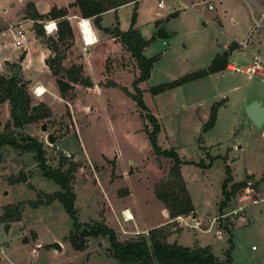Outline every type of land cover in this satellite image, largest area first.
Masks as SVG:
<instances>
[{
  "label": "rangeland",
  "instance_id": "1",
  "mask_svg": "<svg viewBox=\"0 0 264 264\" xmlns=\"http://www.w3.org/2000/svg\"><path fill=\"white\" fill-rule=\"evenodd\" d=\"M26 1L0 0V66L2 57L12 59L23 76L33 82L42 81L46 91L41 98L51 112L14 131L16 136L24 132L41 141L46 164L57 166L61 156L64 158L61 168L69 160L77 163L71 187L78 219L102 217L120 240L147 234L148 228L161 226L168 241L188 246L207 245L221 264H264L261 200L264 197V177H261L264 176V122L256 126L246 115L244 105L248 97L264 103V78L248 79L244 73L225 70L208 75L204 79L206 85L202 86L204 90L196 83L173 86L154 94L148 90L151 85L205 66L222 43L248 38L245 47H234L228 56L229 61L242 65L240 68L244 71L251 61L248 50L258 44L257 40H264V15H260V10L249 0H163L162 8L156 6L157 0H137L101 15V25L115 23L125 29L134 11L133 26L145 38L153 34L143 53L151 55L168 48L158 60L163 66L169 64L165 66L168 71L156 68L149 78L138 83L146 111L154 114L160 123L157 143L161 147H173L181 158L207 161L208 155L212 156L206 167L181 164L193 211L169 217L163 203L155 197L153 186L165 178L171 160L154 154L147 138L149 122L144 110L118 85L102 84L106 79H113L131 91L130 81L137 74L133 58L116 37L94 24L97 42L84 45L76 22L85 18L79 15L76 6H68L72 36L57 43L58 51L63 53L61 63L80 62L91 84L74 83L61 97L55 76L43 60L46 45L42 40L45 39L40 38L44 46L32 33L31 19L22 15ZM32 1L37 11L45 12L51 5H66L71 0ZM190 2L197 6L188 7ZM207 3L213 8H207ZM198 8H202L201 12ZM173 11L176 13L168 15ZM157 21L162 22L170 35L156 36ZM255 21L261 25L255 26ZM7 22L24 29L21 46L14 44ZM41 22L45 35L55 36V30L48 32L44 27L51 22L55 26V22L49 18ZM211 22L218 25V33ZM161 40L166 43L162 44ZM257 52L264 62V50ZM25 82L31 97L34 93L28 81ZM222 97L225 100L217 108L213 126L202 131L201 123L206 117L201 116L205 109L208 111L210 103ZM36 101V97H31V103ZM7 118L6 101L0 106V127ZM42 122L44 129L40 127ZM47 132L55 135L53 141L47 140ZM223 155L232 180H239L250 172L249 181L258 182L256 186L238 190L219 210V200L223 197L220 191ZM17 171L24 174L25 180L9 183L8 177L15 176ZM57 188L55 182L41 175L33 151H21L7 144L0 148V213L4 204L33 198L39 189ZM120 203V209L127 207L132 215L124 218L119 211L121 225L114 214ZM238 206L240 209L233 213ZM70 223V216L57 200L36 207L23 202L20 218H0V264H119L109 256L105 236H88L83 249L72 248L65 239ZM228 236L230 260H225ZM55 240L59 248L49 245Z\"/></svg>",
  "mask_w": 264,
  "mask_h": 264
},
{
  "label": "trees",
  "instance_id": "2",
  "mask_svg": "<svg viewBox=\"0 0 264 264\" xmlns=\"http://www.w3.org/2000/svg\"><path fill=\"white\" fill-rule=\"evenodd\" d=\"M128 1L137 0H71L66 5H51L45 12L37 11L32 0L24 3L23 15L32 20L31 28L34 34L42 40L51 51L49 55L43 58L45 64L55 76L54 80L60 96H64L66 91L73 88L74 83L83 85L91 84L89 77L83 73L80 62H71L63 65L61 60L63 53L58 51L57 43L68 40L72 36V29L67 17V8L70 5L76 6L79 15L82 18L89 17L97 28L116 37L119 43L129 52L137 68V74L131 79L132 90H128L124 85L117 84L113 79H106L104 85H118L127 95H129L136 105L144 110V115L149 122L146 127L147 138L156 156H165L171 160L167 168L165 178L154 183L153 193L167 209L169 217H175L180 214H189L193 211V205L190 195L185 186L181 174L180 166L183 163H194L200 167H206L210 164L211 155L207 161L202 158L198 160L181 158L173 147H161L157 143V133L160 130V123L156 116L147 110L142 99L141 88L138 83L149 76L150 68L160 52L146 56L142 50L149 43L150 37H143L137 27L133 26L134 11L131 13L129 25L122 29L117 24L104 26L100 24L101 14L107 9H113ZM176 11L169 12L168 15L175 14ZM116 18V15H114ZM43 18L53 19L55 21V36L45 35L41 26ZM88 19V18H87ZM159 25L162 22H155ZM240 46L238 42L231 40L221 50L215 51L209 62L200 68L183 73L170 80L160 82L148 87L150 93L154 94L166 88L177 86L186 81L203 76L210 72H215L226 67L228 56L231 50ZM12 67L17 63L12 61L8 63ZM9 75V74H8ZM0 74V102L7 100L9 118L5 119L0 129V148L7 144L21 151H33V157L39 168L41 175L51 179L58 185L57 189L52 191L36 190L35 197L26 200H20L16 203H7L3 205L0 213L1 219H18L21 214V205L26 202L29 206L36 207L39 204H49L57 200L71 219L70 227L65 235V239L74 249H83L86 245L87 237L98 235L105 236L107 240V250L110 257L114 258L119 264H221L207 245L196 244L193 246L183 245L176 241H168L161 226H153L147 229V234L140 233L136 236L120 240L115 230L107 225L104 219L79 220L76 209L73 205L75 193L71 187L73 171L77 165L75 161L69 160L64 168L63 157H59L58 165L53 167L45 163L44 149L42 143L36 137L20 133L15 135L14 129H19L28 122L48 116L51 112L49 106L42 100L31 103V97L25 88V80L20 75L9 77ZM23 82V84H21ZM222 97L213 100L208 109L206 119L201 123V130L205 131L212 127L216 111L220 104L224 102ZM219 155V154H217ZM224 162V176L220 182V191L223 195L219 200L220 208L235 194L238 190L246 186H256L258 180L250 182L251 173H245L239 180H232L229 165L226 162V156H222ZM264 177V176H261ZM262 179V178H261ZM19 180H25L24 174L17 171L15 176H9L7 181L14 183ZM221 213V212H218ZM229 234V228L225 225ZM227 248L225 250V260L229 259V249L231 247L230 237L227 238Z\"/></svg>",
  "mask_w": 264,
  "mask_h": 264
},
{
  "label": "crops",
  "instance_id": "3",
  "mask_svg": "<svg viewBox=\"0 0 264 264\" xmlns=\"http://www.w3.org/2000/svg\"><path fill=\"white\" fill-rule=\"evenodd\" d=\"M197 1H199V0H197ZM196 1V2H197ZM193 2V1H192ZM249 2H251V4L252 5H254L255 7H256V9H258V10H260V15H262L261 14V10H262V8L264 7V0H249ZM208 4V3H207ZM195 6H197L196 5V3H194V4H192L191 2H190V4L188 5V7H190V8H192V7H195ZM118 7V6H117ZM116 7V8H117ZM206 7H207V5H206ZM115 8V9H116ZM208 8V7H207ZM213 7L211 6L209 9H212ZM108 10H113L112 8L111 9H107V10H105V11H108ZM201 10H202V8H198L197 9V11L198 12H201ZM104 11V12H105ZM103 14V13H102ZM101 14V15H102ZM22 15H23V8H22ZM263 16V15H262ZM23 17L24 18H27V17H25L24 15H23ZM88 18V20H89V17H87ZM30 19V18H29ZM46 20V19H45ZM48 20V19H47ZM51 20H53V19H49V21H51ZM54 21V20H53ZM55 22V21H54ZM10 22H7V25H6V27H8V24H9ZM31 23H32V20H31ZM53 23V22H52ZM77 23V26H78V29H79V25H78V22H76ZM212 23V22H211ZM212 28L213 29H215V31L218 33L219 32V27H218V25H216V24H213L212 23ZM31 30H32V28H31ZM79 32H80V29H79ZM168 32V35H170V32L169 31H167ZM32 33H33V35H34V37L41 43V44H43V42H41L40 41V39H39V37H37L35 34H34V32H33V30H32ZM80 35H81V33H80ZM167 35V36H168ZM240 41H244V46H239V47H245V45H246V42L248 41V38H245V39H242V40H240ZM251 41V40H250ZM258 41V44H254V48H253V46H251V48H252V50H248L249 52H250V55L252 54V53H255V51L257 52V50H264V40L261 42L260 40H257ZM229 42V41H228ZM83 43V42H82ZM161 43L163 44V43H166L165 42V40H161ZM88 44H90V43H88ZM88 44H86V45H88ZM226 44L227 43H222V45H221V48L220 49H216L215 51H219V50H221V49H223L225 46H226ZM44 45V44H43ZM0 46H1V42H0ZM45 46V45H44ZM46 47V46H45ZM168 50V48H165L164 49V51H160V55H159V57L155 60V61H153V63H152V66H151V68H150V72H149V76L147 77V78H149L150 77V75L153 73V71L157 68V70H160L161 72H163V71H165V72H167L168 71V69H166L165 68V66L166 67H169V64L168 63H165V66H163L162 64H158V60L161 58V56L163 55V53L164 52H166ZM234 50V49H233ZM233 50L231 51V53L230 54H232L233 53ZM215 51H213L212 52V56H213V53L215 52ZM253 51V52H252ZM49 52V50L47 49V47H46V54L44 55V57L45 56H47V53ZM142 52H144V49L142 50ZM144 54V53H143ZM256 54H258V52L256 53ZM145 55V54H144ZM152 55V54H151ZM259 55V54H258ZM146 56H149V55H146ZM211 56V55H210ZM260 56V55H259ZM43 57V58H44ZM210 60V59H209ZM13 60L12 59H7L6 57H2V59H1V66H0V74H3V75H8L9 73H10V71H11V69L12 68H9V65H8V63H10V62H12ZM231 64H233V65H235V66H239V67H242V65H239L238 63H236V62H234V61H229V59H227V64H226V67L225 68H223V69H221V70H218V71H215V72H210V73H208V74H205V75H203V76H200V77H197V78H194V79H192V80H189V81H186V82H184V83H182V84H179V85H177L178 87H181L182 85H186V84H188V83H196L197 85H200V89L201 90H204L205 88L204 87H202V86H204V85H206V80H204V79H206L207 77H208V75H212V74H217V73H222V71H225V70H227V71H230V72H232V71H236V72H240V73H244L245 75H246V77L248 78V79H250V78H253V77H258V76H260V77H263L264 78V74L261 72V70L260 69H257V70H255L254 71V74L252 73V74H248V73H246L245 71H243V70H235V69H230L229 67H231L232 65ZM247 65V64H246ZM262 73V74H261ZM18 75H20V77L22 78V79H24V80H27L28 82H27V84H28V87H29V89H33L35 86H36V88L38 87V86H42L44 89H45V91H46V85L42 82V81H40V80H36L35 82H33V81H31L29 78H27V77H25V76H23L22 74H21V72H20V69H19V72H18ZM146 78V79H147ZM205 82V83H204ZM176 86V87H177ZM234 86V85H233ZM236 86V85H235ZM234 86V87H235ZM230 88V87H229ZM45 91L43 92V94L45 93ZM43 94H41L40 96H37L35 93H34V95H31V97H36L38 100H42V98H41V96L43 95ZM228 98V97H227ZM256 99V98H255ZM251 99L248 97V99L247 100H244V105L248 102V101H250ZM257 100V99H256ZM6 101L7 100H5V102H0V106L2 105V104H5L6 103ZM43 101V100H42ZM45 102V101H44ZM261 104L263 103V101L262 100H260L259 101ZM223 104V103H222ZM244 105H243V107H244ZM245 112H246V110H245ZM207 113H208V111L205 109V112L203 113V115L201 116V117H206L207 116ZM216 115H217V111H216ZM246 115H247V113H246ZM202 122H203V120H202ZM264 122V121H263ZM262 122V123H263ZM2 124V123H1ZM1 128V127H0ZM250 173V172H249ZM121 204L122 203H120L117 207H116V209L114 210V214H115V217L118 219V222L120 223V225L122 224V221L119 219V211H123L124 209V212L128 209L127 207H123V208H121L120 209V207H121ZM117 208H118V211H117ZM123 209V210H122ZM129 210V209H128ZM105 214V213H104ZM126 216V215H125ZM131 217H132V215H131ZM130 217H128V219H129Z\"/></svg>",
  "mask_w": 264,
  "mask_h": 264
},
{
  "label": "built area",
  "instance_id": "4",
  "mask_svg": "<svg viewBox=\"0 0 264 264\" xmlns=\"http://www.w3.org/2000/svg\"><path fill=\"white\" fill-rule=\"evenodd\" d=\"M156 6L158 8H162L164 7V2L163 0H157L156 2ZM212 5L210 3L207 4V7L210 8ZM261 14L264 15V7L262 8L261 10ZM258 25H261L258 21H255V26H258ZM8 28L11 32V35L13 37V41H14V44L15 45H18V46H21L24 39H25V31L23 28H21L20 26L16 25V24H11L9 23L8 24ZM56 26H54L53 30H55ZM81 38H82V42L84 45L88 44L85 42V40L83 39L82 35H81ZM238 44L240 46H244V41H238ZM232 69H235V70H238V69H241L240 67L238 66H235V65H232L231 66ZM255 69H260L261 72L264 74V62L263 60L261 59V57L254 53V54H251V61L248 65H246L244 71L248 72V74H252L254 72ZM242 70V69H241ZM35 90H36V86L32 89L33 93H35ZM263 204H264V197L261 198ZM241 206H238L236 209H233V213H236L238 209H240ZM122 213L124 214V218H128L125 216V213H124V210L122 211Z\"/></svg>",
  "mask_w": 264,
  "mask_h": 264
},
{
  "label": "water",
  "instance_id": "5",
  "mask_svg": "<svg viewBox=\"0 0 264 264\" xmlns=\"http://www.w3.org/2000/svg\"><path fill=\"white\" fill-rule=\"evenodd\" d=\"M155 32H156V36L158 37H163V36L168 35V32L164 29V26L162 23L156 27ZM18 72H19V65L17 64L11 69L8 76L16 77L18 76ZM21 84H23V82H21ZM245 110H246L247 116L256 126H260L262 124V122L264 121V103L261 104L258 100L251 99L245 104ZM40 127L44 129L45 123L42 122ZM46 138L49 141H53L55 138V135L52 132H47ZM49 245L54 246L56 248L60 247L59 242L56 240L49 242Z\"/></svg>",
  "mask_w": 264,
  "mask_h": 264
},
{
  "label": "clouds",
  "instance_id": "6",
  "mask_svg": "<svg viewBox=\"0 0 264 264\" xmlns=\"http://www.w3.org/2000/svg\"><path fill=\"white\" fill-rule=\"evenodd\" d=\"M83 28H84V31L92 37V39L89 41V43L97 42V36L95 34V29L91 23V20H85L83 22ZM44 91H45V89L41 86L35 90V94L37 96H40L41 94H43Z\"/></svg>",
  "mask_w": 264,
  "mask_h": 264
},
{
  "label": "bare ground",
  "instance_id": "7",
  "mask_svg": "<svg viewBox=\"0 0 264 264\" xmlns=\"http://www.w3.org/2000/svg\"><path fill=\"white\" fill-rule=\"evenodd\" d=\"M85 20H88V19H81L79 22H78V25H79V29H80V33L82 34V37H83V39L85 40V42L86 43H89V41L92 39V37L88 34V33H86L85 31H84V28H83V22L85 21ZM53 26H54V24L51 22V23H49V24H47V26L46 25H44V27H45V29L49 32V31H52L53 29ZM230 69H231V67H229ZM238 70H241V69H238ZM39 87H41V86H38L37 88H39ZM36 88V89H37ZM125 215H126V217H131V212L127 209L126 211H125Z\"/></svg>",
  "mask_w": 264,
  "mask_h": 264
}]
</instances>
